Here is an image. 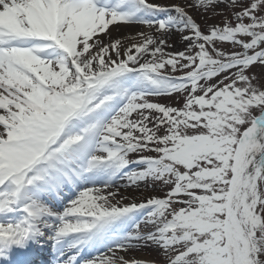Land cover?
<instances>
[{
    "label": "snow or ice",
    "instance_id": "6c2138e0",
    "mask_svg": "<svg viewBox=\"0 0 264 264\" xmlns=\"http://www.w3.org/2000/svg\"><path fill=\"white\" fill-rule=\"evenodd\" d=\"M45 247L264 264V0H0V264Z\"/></svg>",
    "mask_w": 264,
    "mask_h": 264
},
{
    "label": "rangeland",
    "instance_id": "374dc122",
    "mask_svg": "<svg viewBox=\"0 0 264 264\" xmlns=\"http://www.w3.org/2000/svg\"><path fill=\"white\" fill-rule=\"evenodd\" d=\"M170 2L172 3H180L183 2V0H170ZM219 11H227V8L221 4L219 6ZM190 14L193 15L194 19L201 24V26L203 27L205 22H207L208 24H218L220 23L221 19L223 18L222 16L216 14V13H210V12H206L203 9L197 11V10H190ZM210 17V18H209ZM137 30H141L139 28V26H137L136 28L132 29L131 32L134 33ZM130 32V33H131ZM169 45L171 47H169L168 51L171 52H175V51H179V50H183L184 48V44L181 42V38L179 36V34H174L171 39H169L168 41ZM252 72L254 74L259 75L261 72V68L260 67H256L252 69ZM179 74V73H178ZM161 102L163 103H169V104H175L176 102V97H170V98H164L161 100ZM153 191L152 187H146L143 183L140 185L139 189H129L128 194L129 195H134L137 197L143 196V197H148ZM133 255H135L136 257H140V258H144V259H158L161 257L157 256V253L150 247H145L143 248L141 251H138L136 253H133Z\"/></svg>",
    "mask_w": 264,
    "mask_h": 264
},
{
    "label": "bare ground",
    "instance_id": "6f19581e",
    "mask_svg": "<svg viewBox=\"0 0 264 264\" xmlns=\"http://www.w3.org/2000/svg\"><path fill=\"white\" fill-rule=\"evenodd\" d=\"M179 1H180V0H179ZM131 30H132V29H122V30H121V35H122V36H127V35H130V34H134V33L131 32ZM130 32H131V33H130ZM114 36H115V33H114ZM47 251H48V250H47ZM43 252L45 253V256H48V255L50 254V252H49V253H48V252L46 253V251H43ZM49 256H50V255H49ZM51 257L54 258V254H52ZM32 258H33V257H32ZM32 258H31V259H32ZM43 261H44V260L42 259V261H40L38 264H42ZM35 262H36V261H35ZM36 264H37V263H36Z\"/></svg>",
    "mask_w": 264,
    "mask_h": 264
}]
</instances>
